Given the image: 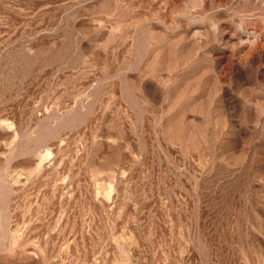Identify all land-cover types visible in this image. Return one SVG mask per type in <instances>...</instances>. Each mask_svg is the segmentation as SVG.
Wrapping results in <instances>:
<instances>
[{"label": "rangeland", "instance_id": "1", "mask_svg": "<svg viewBox=\"0 0 264 264\" xmlns=\"http://www.w3.org/2000/svg\"><path fill=\"white\" fill-rule=\"evenodd\" d=\"M0 264H264V0H0Z\"/></svg>", "mask_w": 264, "mask_h": 264}]
</instances>
